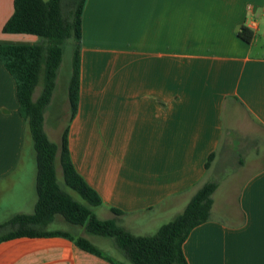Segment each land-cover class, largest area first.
<instances>
[{"label":"crops","instance_id":"1","mask_svg":"<svg viewBox=\"0 0 264 264\" xmlns=\"http://www.w3.org/2000/svg\"><path fill=\"white\" fill-rule=\"evenodd\" d=\"M13 12L14 0H0V46L36 43L3 33ZM242 28L253 31L251 43L238 36ZM263 32L264 0H86L80 101L68 138L76 170L102 200L99 219L147 236L139 232L152 224L148 214L179 215L199 187L216 182L210 221L183 245L188 264H264ZM71 77L72 67L57 114V74L44 115L45 132L56 127L49 117L58 119L57 144L70 117ZM28 145L16 82L0 60V193L19 185L15 194L25 196L13 216L33 215L37 202L36 171L29 189L19 177ZM52 223L70 228L48 230ZM45 228L84 237L107 258L109 241V259L129 264L111 238L62 217ZM107 258L61 236L0 243V264H112Z\"/></svg>","mask_w":264,"mask_h":264},{"label":"trees","instance_id":"2","mask_svg":"<svg viewBox=\"0 0 264 264\" xmlns=\"http://www.w3.org/2000/svg\"><path fill=\"white\" fill-rule=\"evenodd\" d=\"M85 4L86 0H14L13 15L3 27L4 34L38 38L32 45L0 46V60L16 82L19 111L35 152L37 202L33 215H17L5 224L15 230L0 235V243L24 237L61 236L75 241L80 249L90 254L107 258L84 237L73 238L63 232L42 233L35 229L38 226L45 228L55 218L62 217L89 234L113 239L129 264H188L183 245L194 228L210 221L218 183L208 182L199 187L183 212L155 234L137 236L115 219L101 220L97 217L95 211L101 207L102 200L78 173L71 159L68 136L80 101V43ZM238 36L251 43L254 33L242 28ZM67 40L75 42L72 77L68 86L70 117L60 144H57L44 130V115L56 88L63 46ZM40 85L41 93L34 100L35 90ZM213 157L214 154L209 161ZM58 164L66 188L58 180ZM113 212L122 215L118 210ZM107 260L112 264H123L109 257Z\"/></svg>","mask_w":264,"mask_h":264},{"label":"rangeland","instance_id":"3","mask_svg":"<svg viewBox=\"0 0 264 264\" xmlns=\"http://www.w3.org/2000/svg\"><path fill=\"white\" fill-rule=\"evenodd\" d=\"M74 50H75V42L73 40H67L63 46V60H62V63L60 65V68L58 70V77H59L58 88H59V91H58L57 99L55 101V104H57V106L54 108L53 113L56 111V113L59 114L61 109H62L61 104H62V99H63V95H64V89L66 87V82H67V79L69 77L70 70L72 67ZM255 51L258 52L257 49H255ZM41 90H42L41 85L36 88L35 98L39 97ZM52 119H53V115L50 116L48 119V127L54 126V125L56 127L54 126L55 128H53L52 131L49 130V132H48V130H47L46 132L48 134L49 139L54 142L55 139L59 136L60 130H58V126H57L58 119L55 122ZM62 127H64V124ZM28 142H30V141H28ZM26 152H27V154H26V159H25V162H26L25 168H26L27 172L26 171L23 172L22 175H20L19 177L22 179V182L25 180L23 184L24 185L26 184V187L29 189L30 186L28 185V181L30 180V177H31L29 172H31V171L35 172L36 171V169H35L36 168V161H35V152H34L33 147L29 148V145H28ZM57 177H58V180H59L60 184L62 185V187L66 188V186L64 185V182H63L62 170H61L59 164L57 165ZM242 177H243V174L239 173L236 178H238L240 180ZM235 180H237V179H235ZM35 183H36V180H35ZM236 184L238 185L239 182L237 181ZM17 186H19V185H16L13 188V190H8L7 192L5 191L3 193H0V206L3 208L2 209L3 212L0 214V235L9 233L10 231L15 230L14 227L11 228V226H6L5 224L8 223L14 217L13 212L15 209L18 208L17 204L20 203V200L21 199L25 200L24 195H23L24 197L21 198L17 194H15L16 190L18 189V188H16ZM14 189H15V191H14ZM69 192H71V191H69ZM220 193H221V191L218 194H220ZM72 194L74 196H76L77 199L79 198V200H81L78 195H75L74 193H72ZM174 213L175 212L168 213L165 215L161 214V215L157 216L156 218H154L156 216V212H152V213L148 214L147 215V218H148L147 222H152V224L150 226L146 227L144 232H139V233L140 234L147 233V234H143V235L155 234L164 224L169 223L171 219H174L176 216H178V215L173 216ZM220 216H221V212L219 210H217L215 212V218H219ZM154 223H156L157 228H155L153 226ZM65 227L68 229V228H70V225L64 224L63 227H61V224H59V223H52L51 226L48 228V230L63 229V228L66 229ZM35 229L39 230V231H44L47 228H43V227L38 226V227H35ZM111 240H113V239H111ZM108 244H109V246L107 245L108 250H104V251L106 252L107 255H109V257L115 256V252L113 251L111 243H109V241H108ZM98 247H100V246H98Z\"/></svg>","mask_w":264,"mask_h":264},{"label":"water","instance_id":"4","mask_svg":"<svg viewBox=\"0 0 264 264\" xmlns=\"http://www.w3.org/2000/svg\"><path fill=\"white\" fill-rule=\"evenodd\" d=\"M263 40H264V32H263Z\"/></svg>","mask_w":264,"mask_h":264}]
</instances>
